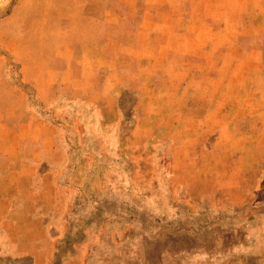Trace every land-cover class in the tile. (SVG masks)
Segmentation results:
<instances>
[{"label":"rangeland","instance_id":"rangeland-1","mask_svg":"<svg viewBox=\"0 0 264 264\" xmlns=\"http://www.w3.org/2000/svg\"><path fill=\"white\" fill-rule=\"evenodd\" d=\"M225 13L258 31L264 0H0V264H264L248 38L230 71L231 40L203 19ZM176 76L219 77V134L217 104L189 122L168 101ZM237 175L258 176L251 197Z\"/></svg>","mask_w":264,"mask_h":264},{"label":"crops","instance_id":"crops-1","mask_svg":"<svg viewBox=\"0 0 264 264\" xmlns=\"http://www.w3.org/2000/svg\"><path fill=\"white\" fill-rule=\"evenodd\" d=\"M196 19H199L196 17ZM205 20L211 21H219L221 28L219 29V36L229 38L231 40V44L227 45L224 50H221V53L227 54L231 56L230 61L228 62L227 69L230 71H238L240 68L238 66V59L242 51L239 48V40L241 36L246 35L248 38V42L245 47V51L247 53V70H248V104H249V118H248V132L252 135L258 133L256 130V121L260 119L262 116L264 118V106L260 107L257 106L256 103H253L256 100L257 93H258V100L264 101L263 97L260 96L262 84H256V66L261 65L263 61V68H264V16L258 18V22L262 24L260 30L257 31L256 26L254 23L257 22L256 18H252L251 15L248 16L247 22L245 24V20L237 15H233L232 13H225L219 15V17H205ZM246 25V31L240 30L242 26ZM237 30V31H236ZM262 44V45H261ZM197 53H202L200 50H196ZM184 53H192V47H187L184 49ZM212 53L219 54V50H213ZM167 54L170 55V50L167 48H159L158 55ZM156 55V52H155ZM263 57V58H262ZM233 58V59H232ZM258 62V63H257ZM180 75V74H179ZM175 86L176 90L173 91L170 95L173 98L168 99L170 102H181L185 104V108H183V119L185 121L191 122L192 115L191 111L194 108L191 107L189 104H199V103H209V104H217L213 109L210 107L208 108L210 115V121H214L213 124L215 125L214 132L215 134H219V102L224 100H219V77H213L209 79H202V78H195L194 85L193 81L192 84H188L185 80H181L179 76L175 77ZM205 86L208 91H203L201 88L202 85ZM263 90H264V82H263ZM209 92V93H208ZM227 101V100H226ZM253 103V104H252ZM198 108V107H196ZM208 114V113H207ZM202 115L205 117L207 115ZM190 126V123L187 124ZM207 127L210 124H206ZM250 167L255 165V160L252 159L251 162L248 164ZM235 184L228 186V187H235L237 188L236 194L239 193L243 197H251L254 192L257 191L259 188V178L256 175H251L247 179H244V175H237L235 178ZM224 182V181H221ZM231 182V181H230ZM241 184V185H240ZM241 186V187H240ZM225 187V186H224ZM234 188V189H235ZM253 191V192H252ZM36 246V244H35ZM37 249V246H36Z\"/></svg>","mask_w":264,"mask_h":264},{"label":"bare ground","instance_id":"bare-ground-1","mask_svg":"<svg viewBox=\"0 0 264 264\" xmlns=\"http://www.w3.org/2000/svg\"><path fill=\"white\" fill-rule=\"evenodd\" d=\"M185 263H186V262H185ZM185 263H184V264H185ZM210 263H211V262H210Z\"/></svg>","mask_w":264,"mask_h":264}]
</instances>
